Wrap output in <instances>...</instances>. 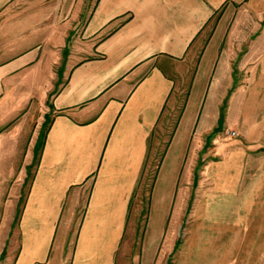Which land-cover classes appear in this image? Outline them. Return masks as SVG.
Wrapping results in <instances>:
<instances>
[{
    "label": "crops",
    "instance_id": "crops-1",
    "mask_svg": "<svg viewBox=\"0 0 264 264\" xmlns=\"http://www.w3.org/2000/svg\"><path fill=\"white\" fill-rule=\"evenodd\" d=\"M6 244L264 264V0H0Z\"/></svg>",
    "mask_w": 264,
    "mask_h": 264
},
{
    "label": "rangeland",
    "instance_id": "rangeland-1",
    "mask_svg": "<svg viewBox=\"0 0 264 264\" xmlns=\"http://www.w3.org/2000/svg\"><path fill=\"white\" fill-rule=\"evenodd\" d=\"M17 201H18V203H17V214H16V219H15L16 221L13 224V229L9 231V234L10 235L13 234V230L15 231L14 232L15 235L17 233V229H18V226H17L18 225V219H19V217L21 215L22 207L25 204L26 198L25 197H22V198H19ZM75 232H77V230ZM184 236H185V231H183V234H182V237H181L182 239L181 240H183ZM73 247H74V244L73 243L71 245H69V247L67 248V254H69V253L71 254V252L73 250ZM8 248L9 247L7 246V244H6L5 247H3L2 245H0V264H13V257H14V255L17 254L18 247L16 245L14 247H12V250H14L13 257L11 258L12 260L9 261V262L6 261L7 258H8L9 252H10ZM178 250H179V247H177V252H178Z\"/></svg>",
    "mask_w": 264,
    "mask_h": 264
},
{
    "label": "built area",
    "instance_id": "built-area-1",
    "mask_svg": "<svg viewBox=\"0 0 264 264\" xmlns=\"http://www.w3.org/2000/svg\"><path fill=\"white\" fill-rule=\"evenodd\" d=\"M233 135H235V134H233Z\"/></svg>",
    "mask_w": 264,
    "mask_h": 264
}]
</instances>
